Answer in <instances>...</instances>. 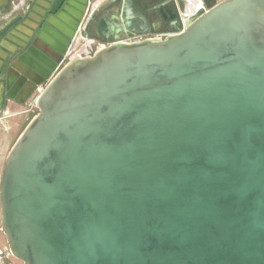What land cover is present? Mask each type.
<instances>
[{
    "label": "water",
    "instance_id": "1",
    "mask_svg": "<svg viewBox=\"0 0 264 264\" xmlns=\"http://www.w3.org/2000/svg\"><path fill=\"white\" fill-rule=\"evenodd\" d=\"M174 22L82 48L39 93L0 177L14 259L264 264V0Z\"/></svg>",
    "mask_w": 264,
    "mask_h": 264
},
{
    "label": "crops",
    "instance_id": "2",
    "mask_svg": "<svg viewBox=\"0 0 264 264\" xmlns=\"http://www.w3.org/2000/svg\"><path fill=\"white\" fill-rule=\"evenodd\" d=\"M146 1L149 3L145 8L134 4L133 9L135 13H142L148 21L149 26L145 31L151 29L153 32L148 36H161L164 34L161 31L166 30L167 20L171 17L169 13L166 18L158 17L156 13L158 6L164 2L185 19L201 8H209L222 0H199V7L190 16L184 14L186 0L181 10L180 0ZM124 2L8 1V9L0 13V177L10 147L36 113L35 102L39 89L44 88L74 53L82 48L93 52L115 36L126 33L124 30H115V27L123 24ZM89 13L91 16L80 39L74 42L80 25ZM134 19L138 18L135 16ZM5 244V238L0 235V264H20L12 256L2 254L7 247Z\"/></svg>",
    "mask_w": 264,
    "mask_h": 264
},
{
    "label": "flooded vegetation",
    "instance_id": "3",
    "mask_svg": "<svg viewBox=\"0 0 264 264\" xmlns=\"http://www.w3.org/2000/svg\"><path fill=\"white\" fill-rule=\"evenodd\" d=\"M8 1L14 2L16 0H0V13H2L3 11H6L8 9ZM148 3H149V1H146V0L145 1L138 0L137 2L132 0V5L136 4V5L141 6L142 8H145ZM156 13L158 14V17H162V18H166V14L167 13H169L171 15L170 20L169 21L167 20L166 28H165V26L163 27L166 30L161 31L162 33L168 34V33L174 32V31H176V27L177 26L179 27V25L174 22L175 21V17H176V13L167 4V2H164L163 4L159 5L158 8L156 9ZM159 30H162V29L160 28ZM150 34H153V32H151V29H149V31H145L144 33L140 32V31H130V32H126L124 35H121V36L124 39L127 38V37H131V36H139L140 38H143V37H146V36H148ZM151 36H155V35H151ZM1 236H3V235H1Z\"/></svg>",
    "mask_w": 264,
    "mask_h": 264
},
{
    "label": "built area",
    "instance_id": "4",
    "mask_svg": "<svg viewBox=\"0 0 264 264\" xmlns=\"http://www.w3.org/2000/svg\"><path fill=\"white\" fill-rule=\"evenodd\" d=\"M90 16H91V14L89 13V14L86 16V18L84 19V22L80 25V28H79V30H78L76 36H75L74 42H77V41L80 39V37H81V33H82V31L85 29L86 24H87V22H88ZM182 28H183V26H180V28H179L177 31H180ZM165 35H167V34H163V35H161V36H165ZM139 39H142V38H140L139 36H131V37H127V38H125L126 41H135V40H139ZM41 91H42V89L40 88V89H39V92H41ZM2 254H5L6 256H11V255H10V252H9V250H8L7 247L5 248V251L2 252Z\"/></svg>",
    "mask_w": 264,
    "mask_h": 264
},
{
    "label": "bare ground",
    "instance_id": "5",
    "mask_svg": "<svg viewBox=\"0 0 264 264\" xmlns=\"http://www.w3.org/2000/svg\"><path fill=\"white\" fill-rule=\"evenodd\" d=\"M199 5H200L199 0H186V7L184 14H186V16H190L199 7ZM185 19L187 18L185 17Z\"/></svg>",
    "mask_w": 264,
    "mask_h": 264
},
{
    "label": "rangeland",
    "instance_id": "6",
    "mask_svg": "<svg viewBox=\"0 0 264 264\" xmlns=\"http://www.w3.org/2000/svg\"><path fill=\"white\" fill-rule=\"evenodd\" d=\"M150 1H151V3H155L157 0H150ZM182 4L184 6V0H183V3H182V0H180V2H179V10L182 9ZM0 234L3 235L1 232H0ZM3 237H4V235H3ZM5 245L7 246V244H5ZM20 264H22V262H20Z\"/></svg>",
    "mask_w": 264,
    "mask_h": 264
}]
</instances>
